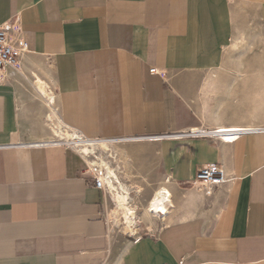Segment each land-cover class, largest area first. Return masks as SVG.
I'll return each instance as SVG.
<instances>
[{
	"label": "crops",
	"instance_id": "0c3cea01",
	"mask_svg": "<svg viewBox=\"0 0 264 264\" xmlns=\"http://www.w3.org/2000/svg\"><path fill=\"white\" fill-rule=\"evenodd\" d=\"M251 18L264 0H0V23L27 42L0 80V264H264V129L121 142L138 182L165 177L174 207L116 253L112 201L80 153L28 145L53 138L51 110L88 140L243 127L241 70L222 66ZM208 163L231 177L210 194L192 184Z\"/></svg>",
	"mask_w": 264,
	"mask_h": 264
},
{
	"label": "bare ground",
	"instance_id": "6f19581e",
	"mask_svg": "<svg viewBox=\"0 0 264 264\" xmlns=\"http://www.w3.org/2000/svg\"><path fill=\"white\" fill-rule=\"evenodd\" d=\"M244 34L240 32L238 37L236 35L232 39V42L230 43V45L227 47L226 51L232 52V51L237 50V48H239V46L241 45L242 41H244L245 39ZM241 65H244V64L241 63L240 66ZM241 68L243 67L241 66ZM20 69H21V66L19 67V70ZM243 72L244 71H242V73ZM255 73L256 74H255L254 80L256 81L258 85L257 87L259 88H255L253 91L247 94L249 95L248 100L250 101L249 103L250 105L248 104V107L246 110L247 121H248L247 124H245L243 127H240V125L238 124L237 125H227V126L221 125L216 130L218 132L215 133L216 135H219L220 138L222 139L225 138V140L229 142H233L238 139L239 136H237V134L241 132L240 131L241 129H249V132L261 131L264 129L260 127V126H264V77H261L262 70L260 69H255ZM251 75L253 76V74ZM243 76L245 75H241L242 78H244ZM251 83L249 86L253 85ZM39 92L41 96L44 97L43 99L47 103L49 101H51V103L54 102V97H53L52 92H50L46 88V85L42 80H40ZM47 121L51 127V132H52V137H53L51 138V141H47V143L62 142L68 145L69 147L71 146L78 153H80V155L84 158V160L88 163V165L92 166V168L95 171L101 173L102 178L105 180V189H106L107 197L111 199L112 204H113V206L110 208V210H108V213H107L108 221H109V224L112 226V228L117 227L120 230L121 234H125V235H128L129 237L134 238L138 235L137 222L141 223L142 221H146V223L148 222V223L153 224L154 219H156L157 216H161V215L164 216V221H165V218H166L165 215L166 213L169 212V208H167V205L169 206L173 205L174 207V201L172 199L173 194L171 190L165 185V183L163 184L161 183L160 185L155 187L152 190V193L150 194L146 203L143 206L139 207L133 202L131 191H130L131 187L129 188L126 185V183H123L118 178V173L121 171L124 172L125 174H129L128 172L130 168L129 167V164H130L129 157L130 156L127 153H125L124 150L122 151L121 150L122 148L121 149L119 148L117 149L118 150V158H117L116 156L113 155L112 145L116 147L115 143L134 142V141H127V140H120V139H108V138L93 139V140L85 139L82 136H80L77 132L64 128L61 121L59 120V118L57 117L56 113L53 110H51L50 113L47 115ZM135 141H139V140H135ZM109 151H111L110 154H108ZM104 152H106V155L104 154ZM113 163H117V165H114ZM194 187L198 190L204 191L206 194H210L213 190V188L204 189L203 187H198V186H194ZM135 188H136V192L138 193L141 192V185L137 184ZM170 216L171 215L168 214V219L166 220H170L169 219Z\"/></svg>",
	"mask_w": 264,
	"mask_h": 264
},
{
	"label": "rangeland",
	"instance_id": "374dc122",
	"mask_svg": "<svg viewBox=\"0 0 264 264\" xmlns=\"http://www.w3.org/2000/svg\"><path fill=\"white\" fill-rule=\"evenodd\" d=\"M247 24L248 25L246 27H243V28L239 29L237 31V34H236L237 37H238L240 32L243 33V34L245 33L244 34L245 35L244 41H242V43L239 46V48H237V50H235V51L227 52L226 51L227 48H226V50H225V54H226L225 60H226V62L224 61V63H223L224 67L222 66L223 68H232V69H238L239 68V70L244 71L243 73L241 71V74L245 75L246 77L245 76H243L244 78H242L241 76L237 77V79L239 78L242 81V88H241V90L243 92L242 97L244 99H246V103H242L243 106H244L242 108V112L244 111V109H246V107H248V104L250 103V101L248 100L249 95H247V94H249L255 88H259V87H257L258 85H257L256 81L254 80L255 79V74H256L255 73V69L262 70V76L261 77H264L263 76L264 75V20L251 18V20H249V22ZM243 42L246 43V44H244ZM241 63L244 64V65H241L243 68H241V66H240ZM244 68H245V70H247V69L248 70L245 71ZM251 74H253V76ZM251 82H253V83H251ZM247 83H248V85H247ZM250 83L253 84V85L249 86ZM246 91H247V93H246ZM246 95H247V97H246ZM233 110H235V109H233ZM115 145H116V147L112 145V152H113V155L118 158V150L117 149H119V148L121 149L122 148L121 150L122 151L124 150V152H125L126 145L121 143V142L115 143ZM110 153H111V151L108 152V154H110ZM125 153H127V152H125ZM104 154L106 155V152H104ZM137 154H138V152H135L133 154L134 157L133 156L129 157V163H130L129 164L130 168H129V172H128L129 174H125L124 172L121 171L122 173L121 172L118 173V178L123 183H126V185L129 188L131 187L130 191H131V196H132L133 202H134V204H136V205H138L140 207V206H143L146 203L147 199L149 198L150 194L152 193V190L155 187H157L158 185H160L161 181H164L165 177L160 178V179H159V177L157 178L158 172L155 170L156 172H154L153 176L151 175L149 181H150L151 184H153L154 182H156V178H157V181L159 180L157 182V184L154 185L153 187H151V189L148 186H145V185L142 186L138 182L139 178L136 175L137 173L133 172L131 170V167L133 165L132 162H134L133 161L134 159L136 160V158H137L136 155ZM130 159H132V160H130ZM113 164L117 165V163H113ZM129 175L132 176V177H130ZM160 176L162 177L161 174H160ZM140 177H141L142 181L146 180V178L143 175H141ZM137 184L141 185V192L140 193L136 192L135 186ZM157 220H158L157 218L154 219V223ZM149 225L150 224L148 222L146 223V221H142L141 223L137 222V227L145 226V228H146ZM113 229L115 230V232H114V234L112 236V241H113L112 242V248H113V253H116L120 249H122L123 246L128 244V242L131 241L133 238L129 237L128 235L121 234L120 230L117 227H113L112 230Z\"/></svg>",
	"mask_w": 264,
	"mask_h": 264
},
{
	"label": "built area",
	"instance_id": "2783aa9c",
	"mask_svg": "<svg viewBox=\"0 0 264 264\" xmlns=\"http://www.w3.org/2000/svg\"><path fill=\"white\" fill-rule=\"evenodd\" d=\"M27 50V42L25 39L24 32L21 30L16 20L6 21L0 23V80L4 79L7 72L11 69H16L20 66L21 56L23 52ZM151 72L155 71V68H150ZM218 128H191L185 131L166 132L157 135H142V136H121L108 139H120L127 141H135L140 139L146 140H157L161 138L167 139H180V138H203L208 140H214L220 138L215 133ZM241 132L237 136L243 133L249 132V129H241ZM62 144L58 143H47V142H32L28 145L31 146H47ZM81 156V155H80ZM82 158V156H81ZM83 159V158H82ZM86 169L91 175L93 185L102 191L103 199L105 196V180L102 178L101 173L90 168L87 162L83 159ZM231 177L226 174L224 168L218 163L203 164L197 168L195 178L192 184L194 186L203 187L209 189L216 187L220 184L228 182ZM105 201V199H104ZM105 204V202H104ZM107 217V216H106ZM165 264V263H159Z\"/></svg>",
	"mask_w": 264,
	"mask_h": 264
}]
</instances>
